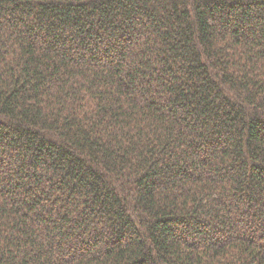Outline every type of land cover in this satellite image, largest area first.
<instances>
[{"label": "trees", "instance_id": "1", "mask_svg": "<svg viewBox=\"0 0 264 264\" xmlns=\"http://www.w3.org/2000/svg\"><path fill=\"white\" fill-rule=\"evenodd\" d=\"M0 264H264V0H0Z\"/></svg>", "mask_w": 264, "mask_h": 264}]
</instances>
